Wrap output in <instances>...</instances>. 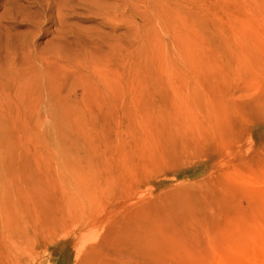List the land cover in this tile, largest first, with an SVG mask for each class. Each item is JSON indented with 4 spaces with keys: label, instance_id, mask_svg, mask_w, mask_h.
<instances>
[{
    "label": "rangeland",
    "instance_id": "rangeland-1",
    "mask_svg": "<svg viewBox=\"0 0 264 264\" xmlns=\"http://www.w3.org/2000/svg\"><path fill=\"white\" fill-rule=\"evenodd\" d=\"M67 22L0 20V264H264V0Z\"/></svg>",
    "mask_w": 264,
    "mask_h": 264
},
{
    "label": "bare ground",
    "instance_id": "bare-ground-1",
    "mask_svg": "<svg viewBox=\"0 0 264 264\" xmlns=\"http://www.w3.org/2000/svg\"><path fill=\"white\" fill-rule=\"evenodd\" d=\"M0 10V20L4 23L8 21L7 28L12 24V28L16 29L20 22L30 27L34 36H37L42 27L52 24L55 26L54 33L64 39H71L72 47L79 45L78 36L70 33L67 20L76 19L80 11L86 12L94 20V0H0ZM68 15L72 18H68ZM89 42L92 40L89 39Z\"/></svg>",
    "mask_w": 264,
    "mask_h": 264
}]
</instances>
